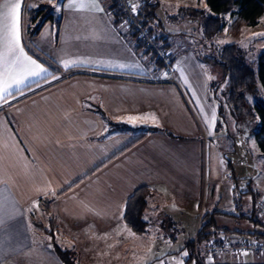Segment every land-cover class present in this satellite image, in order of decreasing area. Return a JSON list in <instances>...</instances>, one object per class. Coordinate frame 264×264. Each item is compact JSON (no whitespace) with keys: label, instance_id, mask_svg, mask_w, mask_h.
Here are the masks:
<instances>
[{"label":"crops","instance_id":"crops-1","mask_svg":"<svg viewBox=\"0 0 264 264\" xmlns=\"http://www.w3.org/2000/svg\"><path fill=\"white\" fill-rule=\"evenodd\" d=\"M41 1L36 0L37 7ZM6 4L14 3L0 0V264H14L33 248L29 209H42L48 223L55 220L57 235L77 264H92L79 259V251L85 255L80 238L91 239L92 245L109 240L111 258L93 264H161L156 256L145 257L150 251L142 238H159L158 223L166 219L167 231L175 233L174 224L181 228L182 244L198 264H264V250L250 248L249 239L235 229L212 228L205 231L206 240L196 241L203 138L215 135L218 118L208 75L193 52L180 45L175 52L169 48L173 72L157 66L150 71L148 56L133 48L123 27L115 26L109 0H64L58 23L46 22L35 35L26 30L29 18L20 4V47L45 71L14 84L20 52H8ZM5 81L10 87L3 91ZM117 124L133 130H117ZM146 128L152 130L144 133ZM140 187L151 190L144 214L153 226L137 234L123 216L128 197ZM45 198L51 201L46 204ZM250 202L235 207L247 210ZM191 204L193 220L185 233L186 220L172 221V209L164 207L187 215ZM42 226L38 222L39 231ZM192 241L198 258L192 256ZM211 245L219 251L206 261L203 250ZM89 248L94 261L100 253Z\"/></svg>","mask_w":264,"mask_h":264},{"label":"rangeland","instance_id":"rangeland-1","mask_svg":"<svg viewBox=\"0 0 264 264\" xmlns=\"http://www.w3.org/2000/svg\"><path fill=\"white\" fill-rule=\"evenodd\" d=\"M9 1L12 3L20 1L21 9L24 14H27L29 10H33L38 6L36 0ZM63 1L64 0H42L40 3H42V5H47L45 10L51 11L53 17H55L54 19H56L58 18L56 13ZM160 1L163 10L169 13V15L158 12L159 19L168 31L176 34H174L175 36H169L170 39H173L172 42L174 43L171 42L172 44L169 45L168 42V48L171 49L173 47L175 52L180 45L181 48L179 49L188 48L191 53L193 52L202 70L208 75L209 83L212 81L217 82L216 80H219L221 77V72L218 68L212 69L210 65L200 61L197 56H215L225 44H236L238 46L239 59L257 73L258 55L264 50V12L256 25L242 26L237 33H232L228 30V26H230L233 19L231 14L226 13L220 15L222 27L212 39L203 41L200 40L203 29L202 24L206 16L209 15L205 0ZM180 6L204 8L207 14L193 21L182 22L180 26L175 28L174 26L172 27L170 23L175 20L173 17L174 13ZM32 25L33 23H30L28 20L26 30L30 35L32 34ZM158 44L161 45L162 43L159 42ZM140 54L143 56L147 55L150 59V71H155L154 66L162 70L165 69L160 64H157L152 56L143 49H140ZM211 69L213 71H211ZM256 84L258 86V83ZM222 87L223 84H219L215 93L217 105L219 104L221 106V113L218 117L219 125L215 129L216 131L213 137H202L204 140L202 158L203 186L200 198L195 206L196 211L194 217L198 220V225L200 222L204 224L205 231H210L212 228L218 230L217 228L220 227H227L229 230L235 229L233 231L242 232L245 237H247L246 239H249L247 240L249 243L253 242V232H260L262 228L258 223L241 217L235 205H245L249 202L255 191H259L264 199V152L260 150L254 135L250 132L253 124H249L250 122L248 121L242 122L240 120H235L234 117L231 116L228 105L223 98ZM208 95L211 97L213 92L211 90L208 91ZM261 97V93L259 92L257 95L250 97V100L254 101ZM212 102L214 103V101ZM217 105H215V110ZM188 207L190 213L187 214V212H185L187 215L179 214L176 207H164L168 211L172 209V221L176 222L177 219H180V222L183 224L184 220H186L188 227L185 233H188V228L193 220V212L191 209L193 206L191 204ZM27 216L34 246L30 249L31 251L25 252L14 259V264H64L56 255L54 245L60 249L66 250L68 244L61 241L62 239L57 235L58 233L50 232V230L39 231L37 227L39 222L42 223L44 227L49 228V226H47V219L49 216H47L42 209L39 211H32V209H29ZM148 216L149 215L145 216V214H143V220L145 223L147 222L146 228L153 226L149 223ZM169 223L167 219L158 223V226L163 229V233L159 235V238L155 236L152 237L150 233L148 239L142 236V243L146 239L145 246L149 247L147 251H150L145 257L151 260V257L156 256L159 258L161 264L167 262L173 264H177L178 262H181V264H198L195 257L189 255L188 248H185L183 245L185 242H182L183 238L180 234V232H182L181 228L176 224L179 229L178 232L174 224L175 229H173V231L175 233L172 231L169 232L167 231L168 229L166 230V228L169 227ZM174 234H176L175 237H171ZM192 239L193 238H191V240ZM91 242L92 240L89 238H80L78 240V243H83V247L81 248L85 250L84 258L81 254L82 250L79 251L81 256L79 259H81L82 262L88 260L93 264L94 262H103V260L111 258L110 252L108 251L110 249L108 239L101 241V244L93 242L92 245ZM181 244L182 249L178 250ZM85 246H87V248ZM88 246L92 249L97 248L100 253L94 256V261L91 254L89 255L87 253V250L90 249ZM175 248H177V251L174 252L173 249ZM153 252L157 253L152 255ZM183 252L188 253L185 254ZM192 253L195 255L197 254V251L195 252V247ZM71 257L77 262L72 254ZM110 263L115 264L116 262H112L111 260ZM104 264H108V262Z\"/></svg>","mask_w":264,"mask_h":264},{"label":"trees","instance_id":"trees-1","mask_svg":"<svg viewBox=\"0 0 264 264\" xmlns=\"http://www.w3.org/2000/svg\"><path fill=\"white\" fill-rule=\"evenodd\" d=\"M109 1L110 5L108 9L111 16L113 17L115 26L117 25L123 27L124 35L126 38H128V40H130L133 48L136 50L143 49L152 56L157 64H160L166 69L164 62L160 60L155 55L152 48L139 37L136 26L124 21V16L117 7L116 1ZM130 1L132 2L133 6H135V11H133L135 22L140 28L145 29L148 35L153 37L156 43H162L161 46L166 53V59L170 64H173V58L170 56V51L168 48L170 43L168 45V41L169 36H172L175 33L168 31L165 25L163 26L162 21L159 19L158 12L169 15V13L163 10L161 1ZM205 4L209 15L206 16L202 24L203 29L200 40L203 41L212 39L222 27L220 15L226 13L231 14L233 19L230 26H228V30L232 33H237L242 26L256 25L264 12V0H205ZM46 7L47 5H42L27 12L30 23H33V29L31 31L33 35L39 33L43 25L48 21L58 23V20H54L52 12L45 10ZM207 11L200 7L180 6L174 13L173 17L175 20L170 24L172 27L174 26L177 28L182 24V22L193 21L199 17L202 18L207 14ZM197 57L200 61L210 65L212 69L218 68L221 72V77L219 80H216L217 82L212 81L208 84V91L211 90L213 92V95L211 97L209 96V99L214 101V106L217 105L215 93L219 84L222 83L223 98L228 105L231 116L234 117L235 120H240L242 122L248 121L250 122L249 124H253V126H251L250 132L254 135L260 150L264 152V50L258 55L257 73H255L247 64L239 59L238 46L233 43L223 45L218 54L215 56L199 55ZM40 81L42 80H39V82ZM39 82L32 83L24 87L21 91L31 89ZM256 83H258L259 88ZM40 89L30 92L24 97H28ZM259 92L261 93V98H258L254 101L250 100V97L257 95ZM220 107L221 106L219 104L216 106L217 118L221 113ZM218 123L219 118L217 120L216 127L219 125ZM115 129L120 131L133 130V128L125 124H117L115 125ZM151 130L152 128H146L144 133ZM166 134L174 137L169 133ZM150 194L151 190L148 187H140L135 190L126 201L123 222L134 233L141 234L146 229V223L143 220V214L147 206V198ZM257 197H262L261 193L259 191L253 192L250 207L247 210H239L238 214L252 222L258 223L262 230L260 232H253V237L255 239L264 240V219L252 211L253 203ZM50 201L51 199L49 198H45L44 200L46 204ZM44 209L47 211V206L44 205ZM47 226H49V228L42 226L45 231L50 230V232L59 233L53 218H49V223ZM226 233L229 232L226 231ZM239 233L243 234L242 232ZM205 235L204 224L200 222L196 241L201 243L206 238ZM196 241H192L190 246L193 248L196 247L197 250L196 248L195 250L197 251V254H199L197 244L194 246L193 243ZM209 243H217V241L211 239L209 240ZM54 251L64 264H77L71 257V254L68 250L60 249L54 245Z\"/></svg>","mask_w":264,"mask_h":264},{"label":"built area","instance_id":"built-area-1","mask_svg":"<svg viewBox=\"0 0 264 264\" xmlns=\"http://www.w3.org/2000/svg\"><path fill=\"white\" fill-rule=\"evenodd\" d=\"M117 7L121 11V13L124 16V21L129 23V24H134L138 30L139 37L148 45L152 48L153 52L155 55L164 62L166 66V70L168 73H172L174 66L173 64H170L169 61L166 59V53L161 45L156 43L153 39V37L149 36L147 31L143 28H140L139 25L135 22L134 16H133V4L130 0H115ZM252 211L262 217L264 219V199L262 197H257L253 203L252 206ZM196 246V245H194ZM250 248H254L255 250H259L260 248L264 250V244H257L250 242L248 244ZM218 246L216 245H211L207 246L203 250V258L206 261H212L213 260V255L218 253ZM196 252V250H195ZM196 257L198 258V254H196ZM199 261L201 260L200 258L198 259Z\"/></svg>","mask_w":264,"mask_h":264},{"label":"snow or ice","instance_id":"snow-or-ice-1","mask_svg":"<svg viewBox=\"0 0 264 264\" xmlns=\"http://www.w3.org/2000/svg\"><path fill=\"white\" fill-rule=\"evenodd\" d=\"M5 8L7 9V11L4 13V15L10 21L8 25V52L14 53L17 49H19L20 56L16 58V62H19L21 64V67L19 68L17 74L11 76V80L14 84H20L23 82L26 76L38 75L40 72L45 71V69L37 65L36 62L31 60L30 57L26 56L23 53V49L20 47V4L18 2L14 4H6ZM133 11H135V6H133ZM24 62L27 63L25 64ZM8 87H10V85L7 81H5L3 91H6Z\"/></svg>","mask_w":264,"mask_h":264}]
</instances>
